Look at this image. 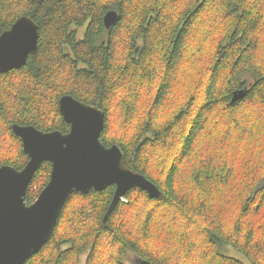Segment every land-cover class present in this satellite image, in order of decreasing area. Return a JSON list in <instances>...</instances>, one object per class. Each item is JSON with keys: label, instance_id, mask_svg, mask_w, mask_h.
Returning <instances> with one entry per match:
<instances>
[{"label": "trees", "instance_id": "1", "mask_svg": "<svg viewBox=\"0 0 264 264\" xmlns=\"http://www.w3.org/2000/svg\"><path fill=\"white\" fill-rule=\"evenodd\" d=\"M23 16L38 51L0 75V167L29 160L14 124L69 132L71 95L105 112L101 141L161 191L132 189L107 222L115 185L75 193L25 264H246L229 248L264 264V0H0V36Z\"/></svg>", "mask_w": 264, "mask_h": 264}, {"label": "water", "instance_id": "2", "mask_svg": "<svg viewBox=\"0 0 264 264\" xmlns=\"http://www.w3.org/2000/svg\"><path fill=\"white\" fill-rule=\"evenodd\" d=\"M118 19L116 11L108 12L104 18L106 28L110 29ZM38 30L35 21L23 16L2 33L0 75L21 69L38 51ZM22 32L28 37L26 44L15 39ZM245 95V91L235 92L232 102ZM59 111L70 125L67 133L45 132L31 125L12 126L29 160L21 170L13 165L0 167V264H25L38 254L50 241L65 205L75 193L102 192L115 185L104 222L132 189L146 191L153 198L161 195L146 176L127 167L119 145L107 147L101 141L106 117L101 108L65 95L59 100ZM45 162L52 164L50 181L35 202L28 204L27 191ZM137 264L153 263L139 259Z\"/></svg>", "mask_w": 264, "mask_h": 264}, {"label": "rangeland", "instance_id": "3", "mask_svg": "<svg viewBox=\"0 0 264 264\" xmlns=\"http://www.w3.org/2000/svg\"><path fill=\"white\" fill-rule=\"evenodd\" d=\"M224 252L227 253V254H229V255H231V256L237 257V258L243 260L246 264H248L247 261L243 257L239 256L236 252H234L233 249L229 248V249H227ZM84 259L82 261V264H84ZM138 260H139V258L136 257V256H134V257H131L130 259H128V263H130V264H137L138 263Z\"/></svg>", "mask_w": 264, "mask_h": 264}, {"label": "snow or ice", "instance_id": "4", "mask_svg": "<svg viewBox=\"0 0 264 264\" xmlns=\"http://www.w3.org/2000/svg\"><path fill=\"white\" fill-rule=\"evenodd\" d=\"M15 39H17L21 44H26L28 37L26 33L22 32L21 35L19 37H16ZM2 54H3V41H0V56H2Z\"/></svg>", "mask_w": 264, "mask_h": 264}]
</instances>
